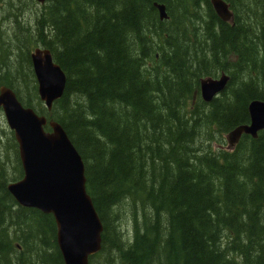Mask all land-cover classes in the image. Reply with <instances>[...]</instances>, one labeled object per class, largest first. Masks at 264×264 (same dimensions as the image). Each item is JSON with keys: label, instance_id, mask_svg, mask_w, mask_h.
Returning a JSON list of instances; mask_svg holds the SVG:
<instances>
[{"label": "trees", "instance_id": "obj_1", "mask_svg": "<svg viewBox=\"0 0 264 264\" xmlns=\"http://www.w3.org/2000/svg\"><path fill=\"white\" fill-rule=\"evenodd\" d=\"M17 1L0 0V85L58 123L82 159L103 227L88 264H264V129L229 149L224 138L264 100V0H224L232 24L209 0ZM35 46L66 78L49 111ZM220 73L223 90L204 102L199 80ZM7 135L0 264H63L52 216L7 190L22 175Z\"/></svg>", "mask_w": 264, "mask_h": 264}, {"label": "water", "instance_id": "obj_2", "mask_svg": "<svg viewBox=\"0 0 264 264\" xmlns=\"http://www.w3.org/2000/svg\"><path fill=\"white\" fill-rule=\"evenodd\" d=\"M45 3L47 0H35ZM216 16L231 22L233 13L224 0H209ZM161 19L166 18L164 6L155 4ZM37 85V95L47 111L61 96L65 76L53 61L48 49L37 48L30 55ZM226 76L206 79L201 96L211 99L222 90ZM0 109L17 144L22 170L20 179L7 184L15 202L50 214L55 224V240L63 264H88L89 257L101 248L102 224L86 193L83 162L62 127L47 121L32 108L25 107L16 94L0 85ZM249 125H241L226 134L229 143L242 133L256 138L264 128V100H253L247 106ZM49 125L50 131L44 127Z\"/></svg>", "mask_w": 264, "mask_h": 264}, {"label": "bare ground", "instance_id": "obj_3", "mask_svg": "<svg viewBox=\"0 0 264 264\" xmlns=\"http://www.w3.org/2000/svg\"><path fill=\"white\" fill-rule=\"evenodd\" d=\"M35 1V0H34ZM36 2V1H35ZM154 3L155 4H161V3H159V2H153V6L155 7V5H154ZM39 4H42V3H39ZM161 5H163V4H161ZM164 6V5H163ZM156 8V7H155ZM156 10H157V8H156ZM164 11H165V7H164ZM157 12H158V10H157ZM165 15H166V18H167V14H166V11H165ZM158 17L160 18V16H159V13H158ZM166 18H163V19H166ZM161 19V18H160ZM5 22V21H4ZM40 46H35V47H33L32 48V50L30 51V54H29V57H30V55H31V53H33V51L35 50V49H37V48H39ZM49 52H50V50H49ZM51 53V52H50ZM59 66V65H58ZM60 67V66H59ZM61 69V68H60ZM61 71H62V69H61ZM63 72V71H62ZM63 74H64V72H63ZM223 73H220L219 74V76H217V77H205V78H201L200 80H199V94H200V97H201V99L204 101V102H209L212 98H214L215 96H217L222 90H223V88H224V86H225V83H226V81H227V75H225L226 76V81H225V83H224V86H223V88H222V90H220L219 92H217L211 99H209V100H204L203 99V97L201 96V85H202V82L203 81H205L206 79H213V80H217L218 79V77H220L221 75H222ZM64 76H65V74H64ZM66 79V78H65ZM11 89V88H10ZM12 90V89H11ZM13 91V90H12ZM14 92V91H13ZM39 98V97H38ZM60 98V97H59ZM254 100H257V99H254ZM251 101H253V100H251ZM250 101V102H251ZM22 104V103H21ZM53 104V103H52ZM249 104V103H248ZM52 106V105H51ZM248 106V105H247ZM51 109V108H50ZM247 112H248V110H247ZM44 116V115H43ZM248 116H249V114H248ZM46 118V117H45ZM47 119V118H46ZM47 121H51V120H47ZM55 122V121H54ZM250 124V117H249V121H248V123H246V124H240V125H238V126H241V125H249ZM238 126H236V127H238ZM46 127H48V130H47V128ZM235 127V128H236ZM235 128H233V129H235ZM44 129H45V131H50V127H49V125L47 124L45 127H44ZM63 129V128H62ZM232 129V130H233ZM262 129H264V128H262ZM262 129H259V130H257V132L258 131H260V130H262ZM231 130V131H232ZM64 131V130H63ZM230 132V131H229ZM257 132H256V134H257ZM64 133H65V131H64ZM66 134V133H65ZM242 134H245V133H242ZM241 134V135H242ZM241 135L239 136V138L241 137ZM246 135H249L251 138H252V136L250 135V134H246ZM67 136V135H66ZM257 136V135H256ZM239 138L237 139V141L239 140ZM69 139V138H68ZM70 141V140H69ZM237 141L236 142H233V143H229L228 141H227V139H226V142H227V148L229 149V148H232L236 143H237ZM76 150V149H75ZM78 153V152H77ZM80 156V155H79ZM81 158V157H80ZM82 160V159H81ZM83 168H84V165H83ZM86 193H87V191H86ZM88 194V193H87ZM89 195V194H88ZM90 197V196H89ZM91 199V198H90ZM92 202V201H91ZM93 204V203H92ZM94 207V206H93ZM95 209V208H94ZM56 241V240H55Z\"/></svg>", "mask_w": 264, "mask_h": 264}, {"label": "rangeland", "instance_id": "obj_4", "mask_svg": "<svg viewBox=\"0 0 264 264\" xmlns=\"http://www.w3.org/2000/svg\"><path fill=\"white\" fill-rule=\"evenodd\" d=\"M12 2H18V1H17V0H12ZM16 5L20 6L21 4H20V2H18V4H16ZM34 5H35L37 8H39V5H38L37 3L34 4ZM26 15H29V14H26ZM0 131L2 132V134H0V138H1V140H0V145L5 146L6 143H7V138H6L5 136H8L7 133H8V132H11V131L9 130V128H8V126H7V124H6L5 118H4L3 113H2L1 110H0ZM224 138H225V137H224ZM1 143H3V144H1ZM0 149H1V151L4 150V148H3L2 146H0ZM19 179H20V178H19ZM122 215H127V212L125 211V209L123 210ZM125 217H127V216H124V218H125ZM122 224H123V226H124L125 228H129V227H131V223H130V221H126V224H125V222H122Z\"/></svg>", "mask_w": 264, "mask_h": 264}]
</instances>
